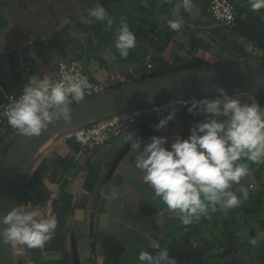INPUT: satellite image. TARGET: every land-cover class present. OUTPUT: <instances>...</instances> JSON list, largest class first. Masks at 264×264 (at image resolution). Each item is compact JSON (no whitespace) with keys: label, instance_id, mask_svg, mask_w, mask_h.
I'll use <instances>...</instances> for the list:
<instances>
[{"label":"rangeland","instance_id":"obj_1","mask_svg":"<svg viewBox=\"0 0 264 264\" xmlns=\"http://www.w3.org/2000/svg\"><path fill=\"white\" fill-rule=\"evenodd\" d=\"M34 1L36 3V0ZM140 1L136 0L133 5V10H129L124 15L122 22H126L129 25L130 30L136 36V41H141L142 46L148 47V52L143 53L144 55L142 57L149 55L152 58V64L154 66L152 68L153 73L157 71L155 61L158 42H160L162 48L166 51V58L173 67L174 72L193 68L200 61H207L208 64L229 62L247 59L250 55H253L254 51L251 45L242 49L227 42V40L238 41V37L232 32L227 31V29L220 27L218 24L210 22L208 16L203 13L204 4H206L207 0H192L193 8L190 12L182 7V0H145L143 1L145 2L143 6L140 5ZM237 2L244 9L253 12L250 7V0H237ZM29 3L31 2L29 1ZM135 4H139V6L136 7ZM47 6L43 4L38 5L36 11H34L32 4L28 9H21L15 4L11 12H8L7 9L2 10V15L11 20L17 18L15 17L17 14L22 20L33 22L32 18L35 20L43 19L44 13L48 15V18L51 17V12L47 11ZM174 10L177 11V16L183 20L182 27L178 31H173L168 27V21L175 19L173 16ZM253 13L264 19V9ZM109 16L113 18L114 23L111 27L106 26L104 30L102 29V22L94 18L88 20V22L91 21L89 26L84 25L83 28L80 26L73 28L71 30L73 37L70 39L73 44L72 53L65 57L56 58L57 60L55 61L53 60V56L46 55V51L42 50V62L37 63L31 58L20 62L17 52H22L21 46L18 43L7 42L2 34L0 35V47L15 49L14 53L6 56L9 59L6 63H9L10 70L15 68V71L19 72V74L27 73L26 67H29L28 70L31 69V72H50L49 67H51V64L57 62L59 59L70 60L76 57L84 60L83 56L92 54L91 56L94 61L88 62V60H84L85 67L91 74L96 75L100 80L105 82L102 79L103 77L96 72L95 61L98 60L100 62V59H102L103 54L101 51L105 45H110L115 48V37L111 40L108 34H116L119 31V28L116 29L114 27L117 15L112 13ZM0 19L2 20V18ZM147 19L150 20L149 23ZM200 23L206 25L200 26ZM147 29L150 33L147 37L139 35L138 32L143 33ZM193 34H197L201 38L195 50L191 49ZM172 40L174 41L172 42ZM81 46L85 50L84 53L78 52ZM134 55L135 48L130 51L129 56L125 58L126 60L122 64L121 62H117V60L109 59L110 67L109 70L106 69L105 71L108 74V78L111 79L110 81H113L115 78L114 72L116 70L126 72L127 74L131 66H137L136 64L145 61L144 58H140L138 61L130 60ZM4 64L5 62L2 57L0 61V72L4 70ZM0 77L2 82H5L3 77ZM137 79L140 78L138 77L134 80ZM106 83L110 84L109 82ZM239 96L243 102L256 104L251 94ZM198 114L202 118L200 119L199 117V119L193 120L195 124L206 118L203 113L198 112ZM170 123L164 127L167 133L160 135L168 138V147L171 146V143L177 136L187 138L191 129L184 132L185 126L182 121H177L173 128ZM18 134V131L6 132L3 139H0V161L5 153L4 150L9 148ZM62 138L63 135H60L52 142L41 147L37 155L42 154L44 150L47 151L52 148L51 143L53 144V142L65 143ZM115 140L116 142L125 141L123 137ZM114 143L108 147H102L97 153H85L86 155L84 156L87 162H89L88 167L92 168V172L101 180V182L99 181L100 186H97L91 194L88 207L97 211L101 209L110 217L108 219L105 214L101 216L107 218L110 227L108 230L102 231L99 235V238H101L97 243V252L95 253L96 264H141L139 261L140 252L148 251L155 255L159 251V249L151 247L153 242L158 243L161 248H167L170 256L176 258L177 264H264V238H260L264 237V234L260 233L255 222L256 218L262 215L263 211H260L258 216L250 213L256 207L250 197L244 200L239 207L230 209L227 212L219 209L216 212L209 210L206 215H202V219L194 224V226L183 227V235L180 238H168L165 231V222L167 217L173 214V212L168 209L161 199L158 198L159 205L165 206L166 209L159 210V214L157 213L155 218L156 221L141 219L139 213H135L134 209L141 199L153 195V190L150 185L143 180L144 172H142V175L136 173V162L140 158L136 156V152L131 156L127 155L120 163L127 165L126 161H130L122 172L126 175L124 176V180L116 184V186L111 183L113 185L112 187H105L106 185L104 184L111 180V175L121 169L119 167L120 165L116 164V162L115 164L110 163V158H106L108 154L102 155L109 149L115 151L113 150L115 149ZM116 154L117 152H115L114 157ZM32 167L27 171L26 180L31 176ZM109 176L111 177L109 178ZM261 179L254 183L255 186L253 189L248 188L249 196L251 194H257L258 192H263L264 194V171ZM123 181H126V183H123L121 187ZM245 185L247 184L244 183ZM239 187L240 185H233L231 190L238 192ZM114 190L119 193L117 199L111 198ZM19 205H24L29 209H36L42 216L46 215L45 208L31 206L30 203L24 201L22 199V191H20L16 203V206ZM171 222H173V226H178V218H174ZM254 237L260 238V242L256 245L250 243V239ZM102 242H105L103 244H107L109 247L103 249ZM13 248L16 250L18 256H21L25 249H27L26 246L19 244H13ZM226 249L230 250L231 253L228 256H223L222 254ZM86 256L88 263L86 262L85 264H93V254L87 253ZM14 259H16L15 254Z\"/></svg>","mask_w":264,"mask_h":264},{"label":"clouds","instance_id":"obj_2","mask_svg":"<svg viewBox=\"0 0 264 264\" xmlns=\"http://www.w3.org/2000/svg\"><path fill=\"white\" fill-rule=\"evenodd\" d=\"M182 7L190 12L192 0H182ZM250 7L253 12L264 9V0H250ZM89 16L106 21L108 27L114 23L100 5L90 9ZM173 16L175 19L168 21V27L178 31L183 20L176 10ZM135 47L134 32L126 22H121L115 37L120 57L127 58ZM88 88L87 77L79 72L66 74L56 83H51L48 77L33 75L6 111L8 124L28 137L40 136L60 120L70 124L73 119L71 105L83 101ZM177 103H190L189 113H203L207 118L194 124L187 138L177 136L170 147L166 136H152L140 151L136 167L144 172L143 180L150 185L154 198L161 199L176 213V218L189 224L209 210L227 212L248 199L249 190L240 185V181L249 174V166L239 161L264 163V108L243 102L239 95L228 94L224 88H219L215 97ZM176 111L173 108L153 127L156 130L164 128L174 119ZM126 140L131 141L133 150L141 149L142 140L133 139V134H128ZM233 185H240L238 192L231 190ZM118 195L114 190L111 198L117 199ZM0 220L6 225L0 230L3 242L27 248H43L58 226L56 215L42 216L38 210L24 205L15 206ZM260 238H251L250 243L256 245ZM151 247L159 251L155 255L140 252L141 264H177L167 248L155 242Z\"/></svg>","mask_w":264,"mask_h":264},{"label":"crops","instance_id":"obj_3","mask_svg":"<svg viewBox=\"0 0 264 264\" xmlns=\"http://www.w3.org/2000/svg\"><path fill=\"white\" fill-rule=\"evenodd\" d=\"M29 1L31 3H29ZM141 1L139 3L143 6L145 4V2L143 1L145 0ZM135 2L136 0H36L35 3L34 0H0V18H2V20L0 19V22H2L0 23V35H4L3 38L7 40V42H9V40L5 38V35L7 34L11 26L19 24L23 29L25 28L29 31V33L24 35L17 33V35L15 36V40L11 41L14 43H18L22 48L21 53L17 52V55L19 56V61L24 62L26 59L31 58L33 61L40 63L43 60L41 58L42 50L46 51V55L53 56V60L55 61L58 58L68 56L70 53H72L71 50L73 44L71 43L70 39L73 37V35L71 34V30L79 26L83 28L84 25L89 26V24H91V22H88V20L92 18L89 16L90 9L100 5L103 6L109 14L114 13V15H117L114 27L118 29L120 28V24L123 20L124 15H126L129 10H133V5ZM15 4H17L18 7L21 9H28L31 7L32 4V8L34 9V11H36L38 5H48L47 11L51 12V17L48 18V15L44 12L43 19L35 20L34 18H32L33 22L24 21L17 14L15 15V17L17 18H13L11 20L10 18L4 17L2 15V10L7 9L8 12H11ZM138 6L139 4L136 5V7ZM102 25V29L104 30L107 26V22H102ZM116 35L117 33L108 34L111 40L113 37H116ZM236 37L239 36L236 35ZM174 40H172V42ZM141 44V41H136L135 55L134 57H131L130 60L134 58L135 61H138L144 55L143 53L148 52V47L142 46ZM7 48L0 47V61L3 57V60L5 62V64L3 65L4 70H1L0 72V76H2L5 80V82H2L0 77L1 89L5 90L6 92L20 93L23 91V88L28 83V80L31 76L39 75L40 77H42L44 73H47L31 72V69L28 70L29 67H26L27 73L25 74H19V72L15 71V68H12V70H10L9 63H6V61H8L9 59L6 58V56L14 53L15 49H11L9 47ZM79 51L81 53H84L85 50H83L81 46L78 49V52ZM116 52L118 53L117 49L113 48V46L111 47L110 45H105L101 51V53L103 54L102 59H100V62L98 60L95 61L96 72L103 77L102 79L105 82L110 83L111 88L130 82L132 80L134 81L135 78L139 77L141 71V67L139 64H136L137 66H131L127 74L126 72H119V70H116V72H114L115 78L113 79V81H110L111 79L108 78V74L105 71L106 69L109 70V59L117 60V62H121V64L123 63V61L126 60L125 58L119 57V53L117 54ZM161 54L167 60L166 51L163 50ZM91 55L92 54H88V56L85 55L83 56V59L88 60V62H90L93 60V57ZM146 58L148 59L149 55L145 57V61L143 63L144 66L147 61ZM61 60L63 59H59L57 62L51 64V67H49V69L51 70L50 72L55 70L57 63ZM120 69L122 70L121 67ZM94 76L98 78L96 75ZM234 94L250 95L251 92ZM253 101L255 102L254 99ZM201 118L202 117H200V119ZM183 120V116L176 115L174 119L170 121V125H172L173 128L177 121H182L184 124ZM145 128L146 127L144 125L140 124L135 126L131 132V134H133V139L142 140L141 149L133 150L130 147L131 141H127L126 138H124L125 141H113L115 142V149H113L115 151L109 149L102 154H108L106 158H110V163L115 164L116 162V164L120 165L119 167L121 168L119 171H115L114 174L111 175L112 178L110 181L104 184L106 185L105 187H112L113 185H111V183L115 184L114 186H116V184L124 180V176L126 175L122 172L123 170H125L126 166L130 161H126L127 165L120 164L123 158L125 159L127 155L131 156L135 152L136 156L140 157V151L142 150L144 145L150 142L152 136H160L163 133H167L164 128L159 130L154 129L152 132L149 133L145 132ZM167 131L169 132L168 129ZM183 131L187 132L185 131V129ZM113 142H111L110 145ZM51 146L52 148L47 151L44 150L42 154L38 155L35 160V162L37 161L36 163L45 161L48 165V171L44 178V183L51 191V195L47 202L48 205L43 208L46 209V215H50L53 209V205L58 202L59 195L62 192V184L65 183L66 192L74 197V204L79 202L85 205V207L83 208H75L74 212L65 219V223L68 229L66 232L67 242L65 244V250L70 257L72 264H85L86 262L88 263V258L86 256L87 253L93 254V264H96L95 253L97 252V243L101 238H99V235L102 231H106L110 227L109 221L107 220V218L110 219V217L106 215L103 210L99 209V211H97L88 207L91 194L94 192L97 186H100L99 181L101 182V180L100 178H98V176H96L94 190L88 191L85 188V183L87 180V175L90 169L92 168L88 167L89 162H87L86 158L84 157L86 154L73 149L72 147H70L68 142H53V144L51 143ZM102 147L94 150L91 153H97L99 149H102ZM115 152H117V154L114 157ZM117 158L118 160L116 161ZM142 172L143 171L141 169H136V173L138 175H142ZM111 176H109V178ZM126 181H123L121 183V187L123 183H126ZM144 199H146V202H144L143 207H141V203ZM158 201V198H154L153 195L147 196V198H142L139 204H137L134 209L135 213H139L141 219H149L150 215L154 214L159 209L160 205L158 204ZM103 214H105L107 218L101 217ZM56 230L59 232L62 231L58 227ZM103 243L105 242H102L103 249L109 247V245ZM39 256L42 257L44 260L50 258L52 260L56 258V253L52 251L51 255H47L45 252H42Z\"/></svg>","mask_w":264,"mask_h":264},{"label":"water","instance_id":"obj_4","mask_svg":"<svg viewBox=\"0 0 264 264\" xmlns=\"http://www.w3.org/2000/svg\"><path fill=\"white\" fill-rule=\"evenodd\" d=\"M18 25L11 26L5 35L6 39L12 41L15 40L17 33L27 34L23 33ZM219 88H224L228 94L264 90V57L209 63L164 75L140 78L110 88L102 94L71 106L73 117L71 123L79 120L83 122L68 129L67 132L135 108L218 95ZM66 125L69 124L60 120L50 125L40 136L28 137L19 133L5 151L0 161V218L16 206L27 171L34 164L38 150L46 145L45 142L52 133ZM32 153L35 154L32 156ZM239 163H246L248 166L252 164L247 160ZM144 202L146 199L141 203V207ZM178 221L184 224L181 220ZM4 227L6 225L0 220V230ZM0 264H15L13 244H5L2 236Z\"/></svg>","mask_w":264,"mask_h":264},{"label":"trees","instance_id":"obj_5","mask_svg":"<svg viewBox=\"0 0 264 264\" xmlns=\"http://www.w3.org/2000/svg\"><path fill=\"white\" fill-rule=\"evenodd\" d=\"M208 3L209 0L206 1V4H204V9H203V13L206 16H207ZM237 4H238V16H237L238 26L236 27L235 30L227 29V31H230L238 35L239 36L238 41L227 40V42L242 49H245L248 45H251L252 50L254 52L253 55H250L248 58L264 57V19L248 11L247 9H244L241 6V4H239L238 2ZM147 22L149 23L150 20L147 19ZM199 25L205 26L206 24L204 25L200 23ZM138 33L142 37H147L150 34L148 29L143 33L141 32ZM192 39L193 40L191 42V49L195 50L197 49L201 38L197 34H193ZM163 50L164 49L162 48L160 42H158L157 55L155 61L157 71L155 73H153L152 71L151 73L147 72L146 64L145 66L143 65L144 61L142 63H139L141 67L139 78L164 75L174 72L171 64H169V62L162 56L161 52ZM132 60H134V58H132ZM205 64H208V62L200 61L194 66H201ZM2 94L3 92L0 85V103L3 101ZM251 94L256 104L260 105L261 107H264V90L251 92ZM194 115H196V118H194ZM183 117H184L183 121H184L185 131H188V129L192 128V126L195 124L193 123V120L199 119V114L198 112L189 113L188 115H183ZM157 123L158 121H148V122H143L142 125L146 127L145 132L149 133L155 129L153 126ZM68 143L70 147L79 151V147L75 142L70 140L68 141ZM6 150H4V152ZM36 162L33 164L30 178H27V180H25L24 185L22 187L21 190L22 199L30 203L31 206L46 207L48 205L47 202L51 195V191L44 183V178L48 171V165L46 164L45 161H41L39 163ZM92 171L93 169H90L85 183V188L88 191H93L96 183V175ZM263 171H264V163L255 164L252 162V164L249 166V174L241 179L240 185H244V183H246L247 185H245V187L249 189H253L250 188V184L262 180L261 176ZM62 186H63L62 192L59 195L58 202L53 205V209L50 215L54 214L57 216L58 218L57 227L61 229L63 232L62 231L59 232L55 230L54 235L48 242H46L43 248H27L23 253L24 255L21 254V256H18L16 250L14 249L16 264H72V261L65 250V244L67 242L66 232L68 230L65 223V219L74 212L75 208H83L85 207V205L79 202L74 204L73 202L74 197L72 195H69L65 190L66 184L63 183ZM249 197L256 206L255 208L252 209V212L250 213H252V215L258 216L260 214V211L261 212L263 211L262 215H259V217L256 218L255 222L260 233L264 234V194L263 192H258L257 194H251ZM201 219L202 216L199 219H194L192 222H190L191 226H194V224L199 222ZM52 251L56 253V258L52 260L51 258L44 260L42 257L39 256L42 252H45L47 255H51ZM230 253L231 251L226 249L222 255L228 256Z\"/></svg>","mask_w":264,"mask_h":264},{"label":"built area","instance_id":"obj_6","mask_svg":"<svg viewBox=\"0 0 264 264\" xmlns=\"http://www.w3.org/2000/svg\"><path fill=\"white\" fill-rule=\"evenodd\" d=\"M207 16L210 22L223 26L228 30H235L238 26V4L236 0H209L207 7ZM147 72L151 73L153 64L152 58L146 61ZM87 77L89 88L86 92L84 100L102 94L111 88V85L101 81L91 74L85 67L84 60L80 58H71L70 60H61L57 63L55 70L44 73L42 77H48L51 83L62 81L66 74H75ZM3 101L0 103V139H3L6 132L17 131L10 127L5 115L6 111L16 102L22 92H6L2 89ZM210 95L204 97L193 98L196 100L205 97H215ZM193 99H184L171 102L160 103L157 105L135 108L125 112L114 114L110 117L92 122L90 124L73 129L63 135V141L72 140L79 147V152L90 153L94 150L108 146L110 143L120 137L126 138L131 134L133 128L143 122L158 121L168 115L175 108L176 115H188L189 104L177 103L178 101H192ZM83 100V101H84ZM82 102V101H81ZM78 104L73 102L71 106ZM196 118V115H194ZM254 183L250 184V188H254Z\"/></svg>","mask_w":264,"mask_h":264},{"label":"flooded vegetation","instance_id":"obj_7","mask_svg":"<svg viewBox=\"0 0 264 264\" xmlns=\"http://www.w3.org/2000/svg\"><path fill=\"white\" fill-rule=\"evenodd\" d=\"M158 204H159V201H158ZM164 209H166L165 206H160L159 209L154 214L150 215L149 220L150 221H156L155 218L157 216V213L159 214V210H164ZM172 215H174V216H172ZM175 216H176V213L173 212V214H171L167 217V220L165 222L166 236L168 238H171V239L180 238L183 235V232H182L183 229L182 228L191 225L190 223L189 224H181L179 222V223H177L178 226H173L174 224L171 221H173V219L176 218ZM174 221H176V220H174ZM151 226H153V225L151 224ZM164 239H166V237H164Z\"/></svg>","mask_w":264,"mask_h":264},{"label":"bare ground","instance_id":"obj_8","mask_svg":"<svg viewBox=\"0 0 264 264\" xmlns=\"http://www.w3.org/2000/svg\"><path fill=\"white\" fill-rule=\"evenodd\" d=\"M18 26L21 28V30H22L23 33H29V31L23 29L20 25H18ZM81 122H83V121H82V120L74 121V123H71V124H69V125H66V126L62 127L61 129L55 131L54 133H52V134L47 138L45 144L47 145V143L53 141L57 136L62 135L63 133L67 132L68 129L77 126V125H78L79 123H81ZM33 154H35V153H32V156H33ZM31 159H32V157H31Z\"/></svg>","mask_w":264,"mask_h":264}]
</instances>
